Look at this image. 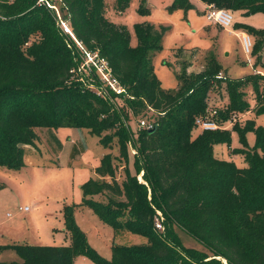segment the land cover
<instances>
[{
  "label": "trees",
  "instance_id": "1",
  "mask_svg": "<svg viewBox=\"0 0 264 264\" xmlns=\"http://www.w3.org/2000/svg\"><path fill=\"white\" fill-rule=\"evenodd\" d=\"M139 1L138 12L148 15L145 0ZM200 1L246 16L264 14V0ZM129 2L115 0V8L122 11ZM104 6V0H0V166L24 165L25 146L34 143L37 127L85 128L105 148L114 143L119 152L118 158L104 153L95 168L97 177L81 186V202L63 206L70 244L0 245V250L12 249L20 258L0 264H74L81 255L96 264H223L221 259L227 264H264V127L253 120L232 126L242 144V149L233 151L243 155L245 167L213 152L215 144H230V131L220 129L231 114L250 110L243 98L245 85L255 94V114H264V75L219 77V65L211 56L199 73L180 65L176 87L164 89L153 58L163 48L167 27L136 23L137 43L132 46L127 30L105 18ZM191 6L189 0H173L169 10ZM61 21L72 35L63 30ZM236 27L258 41L264 39V29L239 23ZM257 47L255 42L253 52ZM83 50L97 52L107 61L125 89L122 94L108 91L123 105L113 104L101 91L94 70L89 75L78 71ZM223 85L229 99L222 110L211 113L209 95ZM149 110L155 115L151 120L155 128L136 131L134 173L126 165L125 177L118 182L116 161H129L127 145L133 131L127 121L130 115ZM197 118L212 120L219 128L200 129L193 135ZM247 132L255 135L252 148L247 146ZM141 171L144 182L137 179ZM99 195L106 201L95 199ZM79 206L89 207L115 232L140 235L146 242L113 243L111 259L102 258L75 221ZM157 209L165 218V232L155 227ZM174 227L212 254L185 247Z\"/></svg>",
  "mask_w": 264,
  "mask_h": 264
},
{
  "label": "rangeland",
  "instance_id": "2",
  "mask_svg": "<svg viewBox=\"0 0 264 264\" xmlns=\"http://www.w3.org/2000/svg\"><path fill=\"white\" fill-rule=\"evenodd\" d=\"M172 1L145 0L144 5L149 8L150 13L143 15L138 12L139 0H130L122 11L115 8V0H104L105 18L127 30L132 46L137 43L134 31L136 23L148 22L156 26L167 27L161 40L163 48L153 58L154 71L162 88L169 90L176 87V72L180 70V65L185 64L188 72L199 73L205 69L206 61L211 56L219 65V77L243 79L251 73L264 75V39L258 41L257 36L244 31L241 27H236L239 23L256 29H264L263 13L246 16L233 12V24L223 28L206 19V7L200 0H189L192 6L188 10L178 8L170 11L169 6ZM60 24L62 26V23ZM240 33L250 35L253 45L256 42L258 45L256 52H253V45L249 55L244 52ZM89 80L91 81V78ZM224 87L223 85L221 89L209 95L208 107L211 113L213 110L220 111L225 107L224 104L229 97ZM243 89L245 92L243 98L250 103V110L243 113L233 112L224 128L220 129L230 131V144L218 143L213 147L217 158L232 161L237 167H245L246 162L242 154L233 151L242 149V144L238 133L232 129V126L235 123L243 126L248 120H253L256 126L264 127V114H255L256 101L251 86L245 85ZM101 91L110 98L113 104L123 105V101L120 98H114L102 84ZM142 119L152 122L155 115L150 110L143 115H130L127 123L133 133L132 140L127 145L129 161L127 164L124 160L116 161L115 178L118 182L125 177L126 165L129 172L134 173L133 156L137 152L134 138ZM199 131V127L194 129L193 135ZM36 134L38 141L36 138L28 148L25 146L29 160V165L25 169H8L0 166V183L3 185L0 189V245L9 243L48 246L70 244V238L63 222V206L81 202L82 184L90 177H97L94 174V168L99 164V153H111L116 158L119 155L118 147L114 143L111 149L105 148L99 142L98 137L85 128L72 127L69 132L67 128L61 127H37ZM245 137L247 146L252 148L255 145L254 133L247 132ZM63 139H71L74 145L67 143L57 157ZM69 145H73L72 148ZM137 179L144 182L142 171L137 174ZM147 198L150 200L149 192ZM95 199L106 201L103 195L96 196ZM156 213L157 216L161 215L162 221L165 219L159 209ZM74 218L86 234L89 246L107 260L111 259L113 243L131 246L146 242V238L140 235L115 232L110 225L101 222L87 206L76 207ZM164 229L162 226L159 231L165 232ZM174 231L185 247L196 248L208 255L212 254L182 230L174 227ZM12 260H20L14 250H0V262ZM221 260L223 264H227L224 259ZM74 264L96 263L89 257L81 255L74 259Z\"/></svg>",
  "mask_w": 264,
  "mask_h": 264
},
{
  "label": "built area",
  "instance_id": "3",
  "mask_svg": "<svg viewBox=\"0 0 264 264\" xmlns=\"http://www.w3.org/2000/svg\"><path fill=\"white\" fill-rule=\"evenodd\" d=\"M205 11L206 19L209 22L215 23L223 28H227L233 24V13L227 9L217 8L212 4H207ZM61 23L63 30L71 34L67 25L64 22ZM240 41L244 52L249 55L253 45L250 35L241 33ZM78 45L82 49L81 44L78 43ZM93 70L96 72L102 86L107 91L111 90L116 94H122L125 92L124 87L121 86L118 80L112 75L111 69L108 66L107 61L104 58L99 57L97 52L84 51V59L82 61V64L79 66L78 71H86L87 75H89L90 73H92ZM90 87L93 88V85H90ZM99 92L100 91H98V93ZM195 122L201 130H215L219 128V125L212 120H202L200 118H197ZM140 127H146L149 129L153 127V124L152 122H148L142 119L140 120ZM155 227L158 230L162 229V218L160 214L155 217Z\"/></svg>",
  "mask_w": 264,
  "mask_h": 264
},
{
  "label": "crops",
  "instance_id": "4",
  "mask_svg": "<svg viewBox=\"0 0 264 264\" xmlns=\"http://www.w3.org/2000/svg\"><path fill=\"white\" fill-rule=\"evenodd\" d=\"M202 2V1H201ZM202 4H203V6H205L206 7V3H204V2H202ZM237 13H240V12H237ZM219 26V25H218ZM221 27V26H220ZM241 34V33H240ZM60 128V127H59ZM61 128H67L68 130H69V132L71 131V129H72V127H61ZM69 134V133H68ZM37 141H38V137H37ZM67 143H72L73 144V142H72V140L71 139H69V140H67V139H63V143H62V146H61V148L59 149V151H58V153H57V157L60 155V153H61V151L64 149V147L67 145ZM74 145V144H73ZM73 145H69V147H71V146H73ZM27 148L29 147V145L28 146H26ZM72 148V147H71ZM27 152H28V150L25 148V154H24V165L21 167V169H25L26 168V166H28L29 165V160H28V158H27ZM231 152V151H230ZM68 154H69V151H68ZM67 154V155H68ZM104 153L102 152V153H99V158L101 159V157H102V155H103ZM100 159H99V163H100ZM99 165V164H98ZM97 165V166H98ZM96 166V167H97ZM95 167V168H96ZM95 168H94V174L96 175V173H95ZM97 176V175H96ZM91 178V177H90ZM88 180V179H87ZM87 180H85V181H87ZM84 181V182H85ZM96 197V196H95ZM98 217V216H97ZM100 220V219H99ZM101 221V220H100ZM102 222V221H101ZM4 245V244H3Z\"/></svg>",
  "mask_w": 264,
  "mask_h": 264
},
{
  "label": "water",
  "instance_id": "5",
  "mask_svg": "<svg viewBox=\"0 0 264 264\" xmlns=\"http://www.w3.org/2000/svg\"><path fill=\"white\" fill-rule=\"evenodd\" d=\"M155 126H153L152 128H149L148 131H152L154 130Z\"/></svg>",
  "mask_w": 264,
  "mask_h": 264
}]
</instances>
